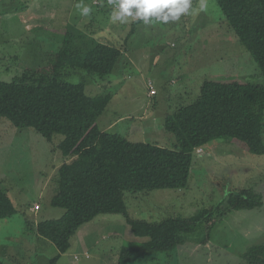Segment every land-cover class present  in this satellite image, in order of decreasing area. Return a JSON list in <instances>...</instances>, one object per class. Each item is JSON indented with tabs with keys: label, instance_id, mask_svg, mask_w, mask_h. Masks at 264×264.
I'll return each instance as SVG.
<instances>
[{
	"label": "rangeland",
	"instance_id": "rangeland-1",
	"mask_svg": "<svg viewBox=\"0 0 264 264\" xmlns=\"http://www.w3.org/2000/svg\"><path fill=\"white\" fill-rule=\"evenodd\" d=\"M77 2L0 0V80L48 69V57L62 48L68 29L73 36L81 33L74 40L82 47L90 38L116 45L122 55L107 76L67 67L56 78L83 83L89 95H110L97 118L102 131L168 148H173L175 138L164 129L165 115L193 101L204 80L264 83L215 0H191L189 12L178 21L149 25H132L131 18L123 24L111 22L113 6L102 0H82L92 9L85 17L75 7ZM262 124L264 141V115ZM60 138L56 134L48 141L31 127H15L0 119V188L16 209L14 215L0 219L3 264H52L57 255L53 243L36 234V224L64 212L50 205L57 169L67 160L57 147ZM200 149L193 152L185 188L125 192L128 216L146 221L187 218L215 206L230 192L248 188L261 194L262 205L219 208L175 251L134 256L130 264H244L241 254L246 248L264 241V153H251L239 141L224 138ZM143 240L122 215L99 214L78 229L55 264H102L103 255L115 257L123 245Z\"/></svg>",
	"mask_w": 264,
	"mask_h": 264
},
{
	"label": "trees",
	"instance_id": "trees-1",
	"mask_svg": "<svg viewBox=\"0 0 264 264\" xmlns=\"http://www.w3.org/2000/svg\"><path fill=\"white\" fill-rule=\"evenodd\" d=\"M102 1L109 5L108 0ZM215 1L264 77V0ZM141 22L134 19L132 25ZM63 35L62 48L48 57V69L0 80V119L6 118L15 127H31L48 141L61 135L57 147L67 160L57 169L50 205L64 212L36 224V234L51 241L57 250L52 264L69 248L78 229L99 214L122 215L132 233L145 238L123 245L115 257L102 256V264H130L134 256L175 251L219 208L228 211L262 205L261 194L248 188L230 192L215 206L199 209L187 218H130L125 192L185 188L193 152L213 140H237L251 153H264V83L206 79L193 101L165 115L163 126L175 138L173 148L129 141L98 127L97 118L108 105L109 94L89 95L83 83L56 78L67 67L107 76L122 55L121 49L93 38L82 47L74 40L81 33L73 36L70 29ZM15 213L9 196L0 188V219ZM241 258L244 264H264V241L246 248Z\"/></svg>",
	"mask_w": 264,
	"mask_h": 264
},
{
	"label": "clouds",
	"instance_id": "clouds-1",
	"mask_svg": "<svg viewBox=\"0 0 264 264\" xmlns=\"http://www.w3.org/2000/svg\"><path fill=\"white\" fill-rule=\"evenodd\" d=\"M113 6L110 21L127 23L129 18L140 20L149 25L154 20L168 23L178 21L182 14L189 12L191 0H108ZM75 7L80 15L89 16L92 9L78 0Z\"/></svg>",
	"mask_w": 264,
	"mask_h": 264
},
{
	"label": "built area",
	"instance_id": "built-area-1",
	"mask_svg": "<svg viewBox=\"0 0 264 264\" xmlns=\"http://www.w3.org/2000/svg\"><path fill=\"white\" fill-rule=\"evenodd\" d=\"M148 87H149L150 90H151L149 94H150V95H151V94H154V88H153L152 83H151L150 81L148 82ZM195 150H196L197 153L200 152V151H202L200 148H197V149H195Z\"/></svg>",
	"mask_w": 264,
	"mask_h": 264
},
{
	"label": "crops",
	"instance_id": "crops-1",
	"mask_svg": "<svg viewBox=\"0 0 264 264\" xmlns=\"http://www.w3.org/2000/svg\"><path fill=\"white\" fill-rule=\"evenodd\" d=\"M150 96H152V95H150ZM110 123H113V122H110Z\"/></svg>",
	"mask_w": 264,
	"mask_h": 264
}]
</instances>
